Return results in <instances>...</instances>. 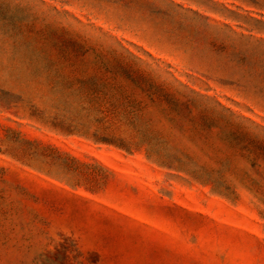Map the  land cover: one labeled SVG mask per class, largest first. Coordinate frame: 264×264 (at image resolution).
Masks as SVG:
<instances>
[{
  "label": "rangeland",
  "instance_id": "obj_1",
  "mask_svg": "<svg viewBox=\"0 0 264 264\" xmlns=\"http://www.w3.org/2000/svg\"><path fill=\"white\" fill-rule=\"evenodd\" d=\"M0 264H264V0H0Z\"/></svg>",
  "mask_w": 264,
  "mask_h": 264
}]
</instances>
